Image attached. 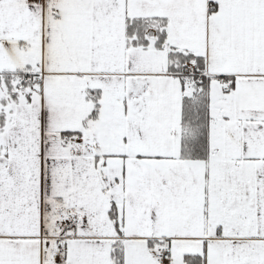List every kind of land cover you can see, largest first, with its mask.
<instances>
[{
    "label": "snow or ice",
    "instance_id": "6c2138e0",
    "mask_svg": "<svg viewBox=\"0 0 264 264\" xmlns=\"http://www.w3.org/2000/svg\"><path fill=\"white\" fill-rule=\"evenodd\" d=\"M0 264H264V0H0Z\"/></svg>",
    "mask_w": 264,
    "mask_h": 264
}]
</instances>
